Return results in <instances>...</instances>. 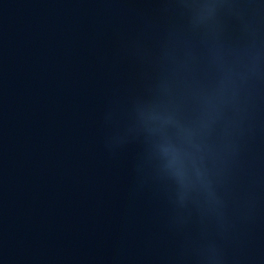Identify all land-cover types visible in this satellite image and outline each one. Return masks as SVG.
Masks as SVG:
<instances>
[{
  "label": "water",
  "instance_id": "95a60500",
  "mask_svg": "<svg viewBox=\"0 0 264 264\" xmlns=\"http://www.w3.org/2000/svg\"><path fill=\"white\" fill-rule=\"evenodd\" d=\"M0 264H264V0H0Z\"/></svg>",
  "mask_w": 264,
  "mask_h": 264
}]
</instances>
